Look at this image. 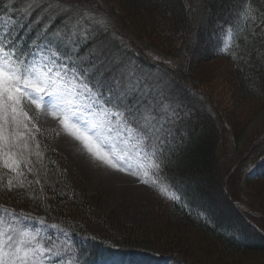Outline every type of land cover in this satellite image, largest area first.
I'll list each match as a JSON object with an SVG mask.
<instances>
[{"label": "rangeland", "instance_id": "rangeland-1", "mask_svg": "<svg viewBox=\"0 0 264 264\" xmlns=\"http://www.w3.org/2000/svg\"><path fill=\"white\" fill-rule=\"evenodd\" d=\"M3 1L9 9V14L14 16V19L1 16L2 24L0 31L6 28V31L15 35L21 30V26L14 23L20 22L16 21V19H21L22 21V18L28 16L23 10L26 8L29 0ZM96 1H98L99 5L94 6L95 10L80 9L79 13L69 12L65 14L62 19V26H58V23L54 24L57 19H52L57 11L54 0L53 8L47 13L44 12V8H47L48 5H43L35 15L43 23L39 32L40 37L37 36V39L34 41L41 45V54L47 55V50L43 49V44L47 43V40L43 38L47 27V36L49 38H52L53 33H61L60 50L64 51L66 45L68 52L71 54L70 58L73 63L67 65L68 78H71L73 71L78 72L80 68L89 69L93 65H96V69H99L100 72L90 75L86 82L91 83L94 81L93 83H95L102 73H107L104 79L110 81L112 86L116 88L122 81L121 73L123 72V82L128 83L126 86L123 83L125 89L131 88L134 82L136 84L138 82L144 83L146 86L143 90L139 89L143 94L138 95L135 91L129 98H125V104L134 105L138 99L142 98L147 102H151L153 96L157 100H160L164 96L167 98L164 100V103L170 106L169 112L171 113L172 109H176L179 113V120L185 118L187 113H192L194 108H198V105L202 108L203 106L200 102L203 101L204 97V100L210 103L212 112L215 113L211 118L214 119L219 130L222 129L224 131L222 132L223 141L217 147V157L222 154L225 157V153L227 155L226 158L229 157L228 153L232 152L236 140L241 144L252 137L251 141L241 148V156H238L234 160H223V166L228 169V174H230L240 159L251 151L252 146H256L260 141H264V133H257L264 128V93L252 89L249 95L240 96L237 87L238 80L233 73L231 63L224 57L210 58L211 56L208 54H212V49L214 51L218 46V49L222 50L230 46L232 42L230 27L229 29H224L221 34L219 32L218 35H212L208 38L202 37V33L205 31H200L199 37L201 40L198 39V42L194 43L195 46L193 45L190 52H188L186 57H188V63L192 65V69L189 68L192 73L183 76L196 88H200L198 91L202 95V97L193 98L191 93L185 94L184 89L181 87L172 82L169 83L168 80L165 81L163 75H160L157 81L153 80L155 85L149 86L146 82H149L157 74V71L151 72L148 75L144 74L141 70L137 69L140 67L132 59L123 57L124 55L120 51L121 47L119 48L121 43L127 46L130 45L129 43L126 44V39L123 38L126 33L134 38L138 45H141L145 50V56L148 59L145 56L143 58H145L144 61L147 64L155 66L159 62L165 61L168 65L177 67V64H181L184 57V49L182 44H180L181 39H175L173 45L162 43L161 37L157 35L162 36L164 34L163 22L158 20L160 21V26L156 27L157 22L154 21L152 26H155L156 29H152V26H150L151 22L148 20L150 19L149 14L142 10H138L136 13H127V7L124 5L123 0ZM135 1L139 2V0H131V2ZM229 4L231 7H236L237 4H240V0H230ZM11 6L12 8H10ZM65 7L72 8L73 6ZM105 8L111 10L113 16L111 15L110 17L103 12ZM38 9L34 8L31 13ZM84 13H89L97 20L103 19L106 22L105 26L101 27L99 24L93 22V20L84 18ZM197 16L199 18V13L196 15L195 21L197 20ZM157 30L159 31L158 33ZM101 35L106 36L100 43L97 42V45H94L95 42H93L91 45H87L90 40H94ZM49 47L53 51L55 50L54 45H49ZM82 47L83 50H81ZM119 51L121 52L122 60H120ZM82 57L87 62L91 61V63L86 65ZM63 59L67 63L68 57L65 56ZM113 62L116 67L110 68ZM161 82L165 86L164 94L160 90ZM198 99H201L200 102ZM51 111V109L44 108L43 105L40 109H35L32 106L30 115L34 119L29 124L30 131L23 129L22 131H25V135L26 133H39L41 131L47 133L48 136L45 144L53 152L56 158V166L60 168L64 177L70 182L71 200L70 198L69 200L67 199L63 207V211L74 218L73 220L70 219V223L79 228L81 227L86 233L104 236L105 238L109 237L113 241L122 242L127 240L147 243V245L155 248V250L178 254L185 258L186 261H189L190 264L230 263L229 258L222 255L219 246L211 243L208 237L202 236L200 232L190 229L183 231L178 225L172 223L170 204L153 187L142 184L136 176L131 174L125 180L124 185L121 186L118 185L116 180L109 181L105 179L103 169L106 166L94 160L84 150L79 141L67 134L60 125L59 120L51 114ZM33 124L36 128L32 127ZM181 124H183V121H181ZM182 127L180 125V131ZM37 128L39 131H36ZM232 133L236 138L232 137ZM175 135L176 133L174 132V137ZM30 143L38 151L37 146L32 141ZM31 150V147L27 150L21 144V147L16 149L17 156L15 159H30L32 157ZM37 151H34V157H36ZM21 152L22 155H20ZM89 159L97 167L85 165L84 162L87 163ZM0 161L3 167V161ZM260 164V162L256 163L255 158L246 160L244 166L237 167L236 171L229 178H226V182L229 186V188L227 186L228 192L231 189L233 193L235 192L234 194L241 195L249 202L264 209V177H258L261 173L258 171L260 170L258 168ZM108 169L116 171L109 167ZM8 173L14 179L25 177V174L17 171L13 172L9 170ZM26 174L25 178L30 182L34 177L33 170L31 172L28 171ZM213 174L215 175L214 179L218 180L217 173L212 171ZM120 188H122V194L118 197ZM8 189L7 187L6 190ZM38 189H40L43 195L42 202H45L47 205L53 204V193L48 191L44 184H41ZM169 191L174 193L170 188ZM75 195L79 199V202L84 200L83 205L81 202V204H73V197ZM211 197L215 200L218 212L225 215L227 211L225 204L220 195L217 194L215 186H212ZM236 199L240 204H244L243 207L250 206L254 208L243 198L237 197ZM0 202L4 203V208H0V216L5 220L12 221H16V217H26V219L21 218L15 223L18 232L28 230L34 235L38 234L43 246L51 248L53 252L57 253L56 256L48 254L50 261L54 262V264H75L72 261V251L70 248H72V244L75 242L77 236L74 238L72 230L57 223H50L37 218V214H40L41 211L34 206H24V204L16 207L18 209L17 212H6L10 208L7 206L10 205V202H6L2 197H0ZM75 205L85 207L80 212ZM254 210L255 212L252 215L258 218V220L260 219V222H263L264 226V214L255 208ZM6 213H13L14 215L9 216ZM225 216L226 219L231 218L229 215ZM6 226L7 224H5ZM203 237L206 239H203ZM47 240H51V243L44 244V241ZM160 259V264H182L170 255L161 256ZM234 260L236 264H264V260L260 261V258H257V256L250 252L237 254V256H234Z\"/></svg>", "mask_w": 264, "mask_h": 264}, {"label": "trees", "instance_id": "trees-1", "mask_svg": "<svg viewBox=\"0 0 264 264\" xmlns=\"http://www.w3.org/2000/svg\"><path fill=\"white\" fill-rule=\"evenodd\" d=\"M229 1L139 0V2H131V0H123L127 7V13H136L138 10L148 13L150 26L154 21L157 22L156 27L160 26L158 20H161L164 34L162 36L157 35L159 32L157 30L156 35L161 37L162 43L168 45H173L177 38L181 39L180 44L184 49V57L181 64H177V67L168 65L165 61L159 62L155 66L147 64L143 58L145 50L126 33L123 38L126 39V44L129 43L130 45L121 43L119 45V48H122L120 51H122L124 58L132 59L140 67L137 69L144 74L148 75L157 71V74L149 82L157 81L160 75H163L165 81L168 80L169 83L172 82L181 87L185 94L189 92L193 98H198L202 97L201 92L198 91L200 88H196L183 76L192 73V65L188 63L186 56L194 43L198 42V39L201 40L200 31H205L202 33V37L208 38L212 35H218L219 32L221 34L224 29L230 27L232 36L230 46L223 50L218 49L219 46L214 51L212 49V54L208 53L210 58L224 57L231 63L233 73L238 80L237 87L240 96L249 95L252 89L264 93V0H240V4H237L236 7H231ZM61 2L66 6L75 5L79 9L85 10L99 5L96 0H61ZM246 4H250L252 14L255 15V22L252 20V15L243 11ZM103 12L110 17L112 15V11L107 8L103 9ZM197 12L199 18L197 16L198 21H195ZM246 15L248 16L247 19L245 18ZM63 16H60L54 24L58 23V26H62ZM151 28L156 29L155 26ZM105 36H98L94 40H90L87 45H91L93 42H95L94 45H97V42L100 43ZM120 51V60H122ZM233 54H235V58ZM111 67H116L114 62L110 65ZM149 82H146L149 86L155 85L154 82ZM124 84L126 86L128 83ZM133 84L137 94H143L139 89H145V84L139 82ZM164 88V83L161 82L160 90L163 94L165 93ZM200 100L198 99L199 102ZM200 103L202 108L198 105V108H194L192 113L189 112L185 118L176 121L174 126L176 135L165 152L168 157V167L164 169V174L167 177L166 182L179 199L173 201L163 195L161 197L171 206L172 223L178 225L183 231L190 229L208 237L211 243L219 246L222 255L229 258V264H236L234 256L240 253L250 252L260 258V261L264 260L263 222H260V219L258 220L250 213L239 210L233 204V200H237V197L249 202L245 197L234 194L235 192L233 193L231 189L228 193L225 190V187L228 186L226 178H229L237 167L244 166L248 159L255 158L256 163H261L258 166L260 169L258 171L261 172L258 177H264V141L252 146L251 151L240 159L238 162L240 164L237 163L233 171L228 174V169L223 166V160H234L241 156V148L248 144L252 137L241 144L236 140L232 152L228 153V159L226 153L225 157L223 154L217 157V147L223 141L222 132L224 131L219 130L214 119L211 118L215 113L212 112L210 103L204 100V97ZM180 125L183 126L181 131ZM263 131L264 128L257 133ZM33 136L34 139H32ZM47 136L45 131L26 133L27 147L25 148L22 143L23 148L27 150L32 148V157L27 160H19L20 168L18 171L25 174L26 177L28 168H31L34 177L30 182L25 177L14 179L8 173V169L1 166L0 161V197L4 198L6 202H10V205L6 204L10 207L6 212H17L16 207L24 204V206H34L41 211L37 217L72 230L77 236L72 248H70L72 261L75 264H160V257L164 255H170L182 264H190L178 254L155 250L147 243L127 240L113 241L109 237L86 233L81 227L70 223V219L73 220L74 218L63 211L67 199L70 198L71 200L70 182L64 177L60 168L56 166V158L45 144ZM232 137H235L233 133ZM30 141L34 145H38V151L35 150L36 147H33ZM34 151H37L36 157L33 156ZM212 171L217 173L218 180L214 179L215 175H212ZM10 181L11 186H9ZM41 184H44L45 188L53 193V204L47 205L42 202L43 195L38 189ZM212 186H215L217 194L223 199L227 210L225 215H229L231 218L226 219L224 214L218 212L215 200L211 197ZM7 187L8 190H6ZM73 202V204H84V200H81L80 203L76 195L73 197ZM249 203L264 214V209L254 203ZM76 207L81 212L85 206ZM0 208H4V203L0 202ZM205 237L203 239H206Z\"/></svg>", "mask_w": 264, "mask_h": 264}, {"label": "snow or ice", "instance_id": "snow-or-ice-1", "mask_svg": "<svg viewBox=\"0 0 264 264\" xmlns=\"http://www.w3.org/2000/svg\"><path fill=\"white\" fill-rule=\"evenodd\" d=\"M54 2L57 11L52 19L80 11L75 5L65 7L61 0ZM45 4L48 7L44 12L47 13L53 8V0H29L23 11L31 15L34 8ZM243 11L252 15L255 22L250 4H246ZM84 18L101 27L106 24L89 13H84ZM47 32L46 27L43 38L47 43L43 44V49L47 50V55H43L40 44L33 42L26 50L10 32L0 31V160L3 167L13 172L20 168V161L15 159L16 149L22 143L27 147L25 131H30L29 124L34 119L30 109L32 106L40 109L43 105L52 110L51 114L65 132L79 141L94 160L113 170L134 175L142 184L177 201L179 198L169 191L165 182L164 169L168 167L165 152L174 139L178 111L172 109L169 112L170 106L164 103L166 97L157 100L153 96L151 102L142 98L134 105L125 104V98L135 93V85L125 89L121 81L114 88L104 79L107 73H102L95 83L86 82L95 73L96 65L73 71L68 78L67 65L73 63L71 54L66 45L64 51L60 50L61 33H53L49 38ZM49 45H54L55 50ZM65 56L67 63L63 59ZM32 127L36 128L34 124ZM28 171L32 169L28 168ZM21 218L26 219L16 217V221H12L0 216V264H54L48 254L56 256L57 253L43 246L38 234L28 230L18 232L15 223ZM47 243L51 240L44 241Z\"/></svg>", "mask_w": 264, "mask_h": 264}, {"label": "bare ground", "instance_id": "bare-ground-1", "mask_svg": "<svg viewBox=\"0 0 264 264\" xmlns=\"http://www.w3.org/2000/svg\"><path fill=\"white\" fill-rule=\"evenodd\" d=\"M84 164L88 165V166L97 167L96 164L91 159H89L87 163L84 162ZM103 172L102 173H103V175H105V179H108L109 181L116 180L119 186L124 185V182H126L125 180L128 179L127 177H130V174H128V173H125V172L122 173L119 171H112V170L108 169V167H105V169H103ZM121 194H122V188H120L118 191V197Z\"/></svg>", "mask_w": 264, "mask_h": 264}]
</instances>
